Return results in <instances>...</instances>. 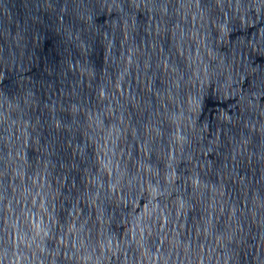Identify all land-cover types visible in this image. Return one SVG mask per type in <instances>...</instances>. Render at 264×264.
Returning <instances> with one entry per match:
<instances>
[{
  "label": "water",
  "instance_id": "95a60500",
  "mask_svg": "<svg viewBox=\"0 0 264 264\" xmlns=\"http://www.w3.org/2000/svg\"><path fill=\"white\" fill-rule=\"evenodd\" d=\"M0 264H264V0H0Z\"/></svg>",
  "mask_w": 264,
  "mask_h": 264
}]
</instances>
